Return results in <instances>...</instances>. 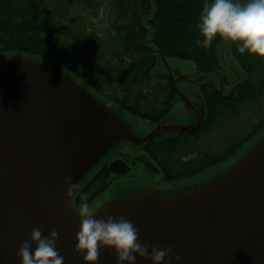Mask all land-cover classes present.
Listing matches in <instances>:
<instances>
[{"label": "water", "instance_id": "obj_1", "mask_svg": "<svg viewBox=\"0 0 264 264\" xmlns=\"http://www.w3.org/2000/svg\"><path fill=\"white\" fill-rule=\"evenodd\" d=\"M210 76L192 82L198 85ZM168 82L185 108L192 110L172 78ZM223 84L221 80L222 95ZM86 90L48 63L24 56L0 57V264H20L19 245L33 227L44 235L58 232L56 247L63 264H85L73 251L79 228L75 198L91 164L121 141L140 147L168 131L193 133L205 115L202 101L195 124L178 127L160 122L147 136L134 138L112 125L101 105L105 103L89 97ZM230 91L233 94L236 88ZM88 106L99 119L96 125L87 121ZM109 164L113 175L130 172L125 161ZM235 168L223 180L186 198L150 202L141 196L126 197L105 211L96 209L97 217H126L138 229L141 242L171 245L181 257L179 264H264V151ZM68 175L75 188L66 195L63 181ZM97 264H116L114 252L101 248ZM136 264L151 261L138 257Z\"/></svg>", "mask_w": 264, "mask_h": 264}, {"label": "trees", "instance_id": "obj_2", "mask_svg": "<svg viewBox=\"0 0 264 264\" xmlns=\"http://www.w3.org/2000/svg\"><path fill=\"white\" fill-rule=\"evenodd\" d=\"M203 2L0 0V57L55 64L153 125L181 101L169 83L155 78L160 71L156 66L164 60L191 62L197 79L211 75L198 83L205 112L200 128L178 139L147 142L144 150L160 161L164 181L192 179L228 160L264 130V58L240 55L232 42L220 38L208 48L196 46L195 24ZM94 21L103 24V30L93 26ZM225 45L235 68L222 61ZM219 71L237 80L223 95L219 82L228 85L229 75ZM189 155L188 163L175 166ZM104 167L78 193L76 206L82 193L92 204L111 186Z\"/></svg>", "mask_w": 264, "mask_h": 264}, {"label": "clouds", "instance_id": "obj_3", "mask_svg": "<svg viewBox=\"0 0 264 264\" xmlns=\"http://www.w3.org/2000/svg\"><path fill=\"white\" fill-rule=\"evenodd\" d=\"M195 28L199 38L198 47L208 48L220 38L235 45L236 53L264 58V0H204ZM66 195L75 188L73 178H64ZM79 228L73 251L82 256L85 264H97L99 250L111 249L116 264H136L137 258L147 259L151 264H179V253L172 246H149L141 242L136 226L124 216L106 214L97 217L87 195L82 193L76 208ZM58 232L48 235L33 227L18 248L20 264H63L64 257L57 250Z\"/></svg>", "mask_w": 264, "mask_h": 264}, {"label": "rangeland", "instance_id": "obj_4", "mask_svg": "<svg viewBox=\"0 0 264 264\" xmlns=\"http://www.w3.org/2000/svg\"><path fill=\"white\" fill-rule=\"evenodd\" d=\"M96 26L99 31L103 30L101 23H97L94 21L92 24ZM225 52L223 53L224 61L227 62L226 65L228 67H233L231 64L232 59L228 56V48L225 45L222 49ZM221 53V54H222ZM12 56V55H8ZM222 58V59H223ZM41 61V60H40ZM223 61V60H222ZM48 63L46 61H41ZM229 62V63H228ZM49 64V63H48ZM52 67H57L55 64H50ZM230 65V66H229ZM157 69L160 70V76H156L155 78L161 81L167 82L169 78L175 83L177 91L179 95L187 100L189 105L192 108L190 113H184L180 111L183 109L184 102L182 104H177L175 110L171 112L162 122L161 125L164 126H187L193 125L197 122V116L194 113H201L203 110L202 98L200 97V89L196 83L192 82L195 80L192 75H194V65L191 62H185L181 60H164L162 63H158L156 66ZM236 67V66H235ZM233 67V68H235ZM60 69L64 75L67 77L72 78L75 82L83 85L81 80H78L73 74L67 72L65 69ZM232 69H229V71ZM235 70V69H234ZM157 71V70H156ZM155 71V73H156ZM231 73V72H230ZM229 75L228 73H225ZM167 77V78H166ZM229 79L232 76H228ZM225 91L230 86L225 85ZM90 90V91H89ZM88 91L89 97H94L100 104L105 103L102 107L105 109V112L109 115V119L113 120L114 125L119 130H123L131 134L134 138H142L146 134L151 133L157 125H153L148 121L139 119L135 116H132L125 110L121 109L118 105L114 104L113 102L107 101L106 98L99 95L91 88L86 90ZM84 104V103H83ZM88 113V123H94L96 125L99 121L98 117L95 116L93 110L88 106L86 107ZM193 119H190V118ZM109 120V121H110ZM183 124V125H181ZM169 137L168 134H163L161 137ZM141 147V146H140ZM139 146L131 143H126L121 141L116 143L113 148L106 154V157H102L97 162H94L87 174L84 178L83 184H86L93 176L101 169L103 164H105L108 160H111L114 156H116L119 152H125L135 157L137 152L140 150ZM264 151V130L260 133L254 135L234 156L228 159L225 163L219 165L216 168L209 169V171L204 172L202 175L193 178L192 180L187 181H180V182H172V183H165L162 184L159 181L158 174L150 173L147 169L142 167L139 173L138 171L133 172L132 174H137V179H129V180H122L116 181L109 188L98 198H96L92 204L95 209L101 208L102 211L109 209L110 205H113L118 199L126 198V197H136L141 196L144 199L151 201H177L182 198H186L192 192H198L199 190H203L204 187L212 185L213 182H219L225 178V175H228L232 171H234L239 164H243L244 161L251 155H254L258 152ZM141 152V150H140ZM229 172V173H228ZM227 173V174H226ZM104 213V212H103Z\"/></svg>", "mask_w": 264, "mask_h": 264}, {"label": "flooded vegetation", "instance_id": "obj_5", "mask_svg": "<svg viewBox=\"0 0 264 264\" xmlns=\"http://www.w3.org/2000/svg\"><path fill=\"white\" fill-rule=\"evenodd\" d=\"M225 74V73H224ZM225 76H227L226 74H225ZM228 77V76H227ZM194 78V77H193ZM198 77H195L194 79H197ZM240 78H238V80H239ZM229 80H231V79H229L228 78V80H226L225 79V81L227 82L226 84H228V86H231L230 84H229V82H236L237 80H234V79H232L231 81H229ZM224 82V81H223ZM198 86V85H197ZM180 103L182 104V101H180ZM179 102H178V104H180ZM175 107H177V104H176V106ZM183 109H181L180 111H182V112H184V113H190L192 110H188L187 108H185V105H183V107H182ZM174 110H175V108H174ZM173 110V111H174ZM171 114V113H170ZM195 114V116H197L198 117V113H197V115H196V113H194ZM196 117V118H197ZM190 118V117H189ZM165 119V118H164ZM163 119V120H164ZM190 119H193V118H190ZM198 119V118H197ZM163 120H161L160 122H162ZM160 122H157V124H155V125H157L158 126V124L160 123ZM181 125H183V124H181ZM181 133H183L182 131H177V132H175V131H168L167 133H163V134H168L169 135V137L167 136V137H164V138H162V137H160V138H157V139H154V140H150L149 142H151V141H164V140H169L170 138L171 139H178V137L180 136V134ZM148 134H146L145 136H147ZM144 145L145 144H143L139 149L141 150V152H140V150L137 152V154H136V156L135 157H132L131 155H129L128 153H125V152H119L109 163H111L112 161H115V160H122V161H125L126 163H127V165L131 168V171L128 173V175L127 176H117V175H112L111 173H108L109 175H108V177L110 178V180L112 181V184L114 183V182H116V181H122V180H129V179H137V177H138V175L137 174H132V172H135V171H138V173H139V171H140V169H142V167H144L145 169H147L150 173H155V174H158L159 176H158V178H159V181L162 183V184H165V183H172V182H170V181H164L163 180V169L161 168V164H160V161L159 162H157V160H155L154 158H152L151 157V155H149V153H147L145 150H144ZM241 148H239V150H240ZM239 150H237V152L239 151ZM236 152V153H237ZM236 153H234L231 157L233 158V156L236 154ZM230 157V158H231ZM191 159V156L189 155V156H187V157H184V158H181L180 160H176L177 161V163H176V165L175 166H181V165H184V164H186V163H188V159ZM229 158V159H230ZM227 161V160H226ZM225 161V162H226ZM225 162H223V163H225ZM109 163H108V165H109ZM223 163H221V164H223ZM220 164V165H221ZM106 167H104L103 169H106V168H108V165H106V164H104ZM103 165V166H104ZM102 166V167H103ZM219 165H217L216 167H218ZM102 167H101V169H102ZM216 167H214V168H216ZM209 171V170H208ZM207 172V171H206ZM203 174V173H202ZM202 174H200V175H202ZM200 175H198V176H200ZM197 177V176H196ZM193 178H195V177H193ZM192 178V179H193ZM192 179H184V180H180V181H187V180H192ZM180 181H173V182H180ZM84 187V186H83ZM82 187V188H83ZM81 188V189H82ZM81 189H80V191H81ZM79 191V192H80ZM78 192V193H79ZM78 195V194H77Z\"/></svg>", "mask_w": 264, "mask_h": 264}, {"label": "bare ground", "instance_id": "obj_6", "mask_svg": "<svg viewBox=\"0 0 264 264\" xmlns=\"http://www.w3.org/2000/svg\"><path fill=\"white\" fill-rule=\"evenodd\" d=\"M114 157H115V156H114ZM114 157H113V158H114ZM113 158H112V159H113ZM112 159H111V160H112ZM111 160H108V161H107V165H108V163H109ZM112 162H113V161H112ZM109 165H110V164H109ZM109 165H108V166H109ZM107 169H108V168H107ZM108 171H109V169H108ZM130 171H131V168H130ZM109 173H110V171H109ZM132 173H133V172H132ZM126 176H127V175H126Z\"/></svg>", "mask_w": 264, "mask_h": 264}]
</instances>
